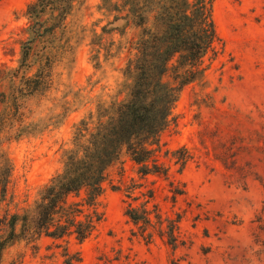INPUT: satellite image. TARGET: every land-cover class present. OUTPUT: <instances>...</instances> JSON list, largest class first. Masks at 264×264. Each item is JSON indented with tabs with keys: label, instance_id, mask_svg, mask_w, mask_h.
I'll list each match as a JSON object with an SVG mask.
<instances>
[{
	"label": "rangeland",
	"instance_id": "1",
	"mask_svg": "<svg viewBox=\"0 0 264 264\" xmlns=\"http://www.w3.org/2000/svg\"><path fill=\"white\" fill-rule=\"evenodd\" d=\"M31 1L0 0V150L12 164L7 196L0 195V234L6 214L29 210L62 170L74 125L100 102L125 97L118 96L129 55L122 47L138 34L116 20L119 13L101 10L102 0H81L67 22L73 49L54 65L52 89L19 96L16 106L13 86L22 72L14 77L13 71ZM214 18L220 42L216 57L206 60V83L184 89L177 124L162 136L158 158L170 178L141 177L123 160L109 171L104 219L89 240L42 237L38 248L18 243L0 253V264H62L67 249L80 264H264V0H216ZM100 48L96 69L93 50ZM22 127L27 134L17 137ZM183 147L193 158L182 169L173 152ZM173 188L185 191L176 203ZM146 201L180 221L177 249L158 237L147 242L125 216L127 204Z\"/></svg>",
	"mask_w": 264,
	"mask_h": 264
},
{
	"label": "trees",
	"instance_id": "2",
	"mask_svg": "<svg viewBox=\"0 0 264 264\" xmlns=\"http://www.w3.org/2000/svg\"><path fill=\"white\" fill-rule=\"evenodd\" d=\"M81 0H32L26 8L27 38L21 43L19 67L13 71L12 102L19 96L45 95L53 87V68L59 58L71 53L68 20ZM101 10L117 12V21L138 31L122 49L128 51L119 95L100 102L74 125L71 147L65 151L60 172L41 189L34 205L22 214L7 213L5 233L0 234V253L18 243L38 248L42 237L80 244L89 240L104 219L102 198L109 171L123 160L138 167L141 177L170 178L169 168L160 163L162 136L177 124L175 109L184 89L206 83L208 58L216 57L220 37L214 18L216 0H102ZM125 29V28H124ZM125 35V33H123ZM65 39V41H64ZM99 68V50L94 49ZM110 57V56H108ZM108 59V58H107ZM35 68V73H28ZM18 129L17 137L27 133ZM1 134V132H0ZM182 169L193 156L183 147L175 152ZM226 168L230 170L235 167ZM236 166V161L234 162ZM12 164L0 150V195L7 196ZM174 185V183H172ZM173 202L185 191L173 188ZM132 198V195H128ZM150 198H153L151 196ZM138 198H133L136 201ZM126 202V201H125ZM127 204V203H126ZM149 201L137 207L129 203L124 214L147 242L156 237L173 249L179 246V222L164 217ZM2 220L0 219V225ZM62 264H80L78 254L65 250Z\"/></svg>",
	"mask_w": 264,
	"mask_h": 264
}]
</instances>
